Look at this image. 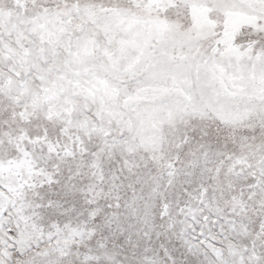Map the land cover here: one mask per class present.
<instances>
[{"label": "snow or ice", "instance_id": "snow-or-ice-1", "mask_svg": "<svg viewBox=\"0 0 264 264\" xmlns=\"http://www.w3.org/2000/svg\"><path fill=\"white\" fill-rule=\"evenodd\" d=\"M0 264H264V0H0Z\"/></svg>", "mask_w": 264, "mask_h": 264}]
</instances>
